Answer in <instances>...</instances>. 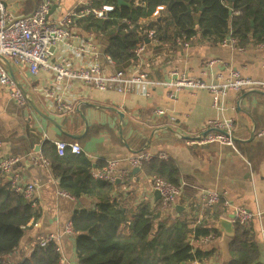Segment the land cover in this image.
<instances>
[{"label": "crops", "instance_id": "1", "mask_svg": "<svg viewBox=\"0 0 264 264\" xmlns=\"http://www.w3.org/2000/svg\"><path fill=\"white\" fill-rule=\"evenodd\" d=\"M43 1L2 0L7 9L20 16L33 13ZM49 1L58 7L50 11L48 18L58 20L85 0ZM72 29L83 39L94 41L100 59L105 62L106 42L84 30L77 20ZM70 61L73 66L83 63L73 57ZM263 65L264 41H252L247 46H240L239 42L211 44L197 36L189 48L177 42L150 43L142 60L132 61L126 69L128 72L147 71L153 78L162 80L168 79L170 71L178 68L213 82L219 73L228 76L231 70L262 78ZM11 66L12 76L24 93L26 103L19 104L0 84V159L8 155L22 158L15 171L25 182L36 184L39 218L38 226L28 229L19 246L5 259L16 264L22 262L43 238L62 232L72 223L76 211L96 208L97 198L89 194L70 195L61 187L60 177L51 166H34L30 161V154L42 152L45 155L44 150L50 154L48 143L66 140L80 143L83 151L79 156L94 167H101L110 159H120V165L127 168V159L135 153L146 151L155 155L166 152L180 170L183 190L174 205V208L180 206L181 211L177 215L172 210L164 212L161 220L174 221L175 216L190 214L194 209V227L205 221L216 228L217 218L232 215L231 209L224 204L227 200L236 206L260 210L261 216L245 226V230L249 231L250 242L259 252L257 261L264 264V137L256 135V130L264 128V90L231 91L225 99L224 110L220 111L214 107L213 94L207 89L182 90L175 99L170 98L163 87L153 88L150 96L135 92L122 94L111 89L99 91L76 82H71L69 87L59 86L50 72L32 75L24 64L11 62ZM59 96L72 104L70 112L60 114L54 110L53 104ZM158 109H164L166 114L157 115ZM45 115L60 123L67 132L82 137L74 140L63 134ZM84 117L88 120L87 128ZM219 117L234 119L237 151L217 143H188L189 139L204 135L208 131V121ZM148 179L142 169L139 172L131 170L129 179L113 185L109 196L129 213L137 212L144 205L157 209L161 207L160 198ZM4 183L10 184L8 177ZM205 190L221 192L223 200L214 206H205L202 202ZM213 234L215 240L212 242L194 240V248L212 252L203 257L202 264H228L233 257L231 246L234 242L226 254L221 246L222 233ZM76 238L77 233L61 237L60 245L68 259L67 264H80Z\"/></svg>", "mask_w": 264, "mask_h": 264}, {"label": "trees", "instance_id": "2", "mask_svg": "<svg viewBox=\"0 0 264 264\" xmlns=\"http://www.w3.org/2000/svg\"><path fill=\"white\" fill-rule=\"evenodd\" d=\"M131 6H120L118 0H108L113 10L107 18L93 15L77 18L86 31L101 37L105 53L116 66L135 60L134 50L142 32L154 29L162 45L176 43L177 38L192 41L202 36L211 44L224 42L228 35L237 38L240 46L253 41H264V0H128ZM105 0H96L101 7ZM162 7L152 19L153 12ZM199 14V18H195ZM126 20H130L131 27ZM144 20V21H143ZM142 34V35H141ZM45 156L58 177L64 191L72 196L89 194L98 199L95 209L78 210L72 218L76 238V253L80 264H192L201 263L212 252L194 249V239L219 230L202 222L194 227V209L190 214H179L174 221L161 216L160 206L152 209L141 206L137 212H127L109 196L113 185L91 178L92 163L79 155L59 156L55 145ZM146 176H160L175 184L180 183V170L171 160L154 157L142 167ZM39 218V210L10 184L0 183V264L19 246L31 227L32 219ZM219 218H217L218 220ZM236 223L238 239L232 244V260L228 264H262L259 252L250 242L245 224ZM127 231H123L124 229ZM59 252L54 242L37 244L31 254L18 264H58Z\"/></svg>", "mask_w": 264, "mask_h": 264}, {"label": "built area", "instance_id": "3", "mask_svg": "<svg viewBox=\"0 0 264 264\" xmlns=\"http://www.w3.org/2000/svg\"><path fill=\"white\" fill-rule=\"evenodd\" d=\"M96 0H85L81 6L66 13L58 20L48 18L51 10V2L45 0L41 2L35 11L28 15H16L5 7L0 0V55L7 57L11 62L26 65L32 75H37L41 71L54 74L57 84L69 87L71 82L81 83L91 86L99 91L115 90L122 94L135 92L143 96H150L153 88L163 87L166 89L170 98L175 99L182 90L194 92L198 89H207L213 94V105L220 111L224 110V102L231 91L243 90H264V65L262 66V78H254L243 75L238 70H231L228 76L219 73L217 80L208 82L202 77L194 76L178 68L170 71L168 79L153 78L147 71L128 72L127 69L118 71L115 62L110 56H105L104 61L99 57L97 44L92 40H85L76 31L72 25L77 18L93 15L97 18H107V13L113 10V7L107 3L101 7L94 5ZM162 7H158L152 15L156 18L160 14ZM126 22L133 27L130 20ZM143 34V35H142ZM137 47L134 50L135 60H142L150 43L160 45L157 34L154 29L142 32ZM177 44L184 48H189L191 41L184 38H177ZM224 44H238V39L228 38ZM60 50L59 52L57 50ZM83 60L80 66H73L70 58ZM105 63V64H104ZM109 66V69L106 68ZM0 84L6 87L11 97L19 104L26 103L24 93L17 87L16 82L11 77L4 63L0 60ZM50 96V94H48ZM57 113L65 114L73 109L70 102L59 96L53 104ZM162 116L166 114L164 109H158L155 112ZM208 131L204 135H199L188 140L190 144H221L232 147L237 151L236 138L234 135L235 122L233 118L219 117L208 121ZM256 135L264 137V128L256 130ZM59 156H64L69 151L73 154H81L83 148L77 141L57 140L54 142ZM2 143L0 142V149ZM157 157L160 160H168L169 155L166 152L151 154L142 151L129 157L127 168L120 165V159H110L101 167H94L90 170V175L95 180L108 182L112 185L125 183L131 170L135 168L142 169L144 163ZM30 161L34 166H51L50 160L42 153H33L29 155ZM20 156L8 155L0 159V181L3 182L6 177H10L11 189L22 195L36 208L35 183H27L21 174L15 171V166L21 161ZM153 191L160 193L161 208L164 212H170L182 193L183 185L167 181L160 176H147ZM223 200V195L217 190H205L202 193V202L210 207ZM224 204L231 209L234 215V221L248 225L256 217L261 216L260 210H250L244 206L233 205L230 201ZM38 221L32 219L29 227H37ZM200 220L198 221V224ZM63 234L75 235L72 223H69L65 229L57 234H50L43 238L41 244L46 245L54 242L59 252L58 264H67V257L60 245ZM194 240L203 243L215 240V235L210 233L206 236L194 239L192 235V244ZM195 249V248H194ZM2 264H16L9 259H4ZM192 264H202L198 259H194Z\"/></svg>", "mask_w": 264, "mask_h": 264}, {"label": "water", "instance_id": "4", "mask_svg": "<svg viewBox=\"0 0 264 264\" xmlns=\"http://www.w3.org/2000/svg\"><path fill=\"white\" fill-rule=\"evenodd\" d=\"M108 0H105V4L107 3ZM118 3L120 6H131L130 2L126 1V0H118ZM58 7V4H54L51 6V12L54 11L56 8ZM195 18L198 19L199 18V14H195ZM228 38H231V34L228 35ZM100 41L102 42V40L100 39ZM146 43L150 44V40L148 38H146ZM0 60L6 65V67L10 70L11 76L13 75L12 73V66H11V62L10 60L3 56L0 55ZM132 64V61L127 62L125 65L123 66H117V70H124L126 68H128L130 65ZM12 78L14 79V81L16 82V78H14L12 76ZM40 114L41 112L38 111ZM121 117H123V113L119 112ZM45 118L49 119L51 122H53L57 128L65 135L69 136L70 138L76 140V139H80L82 136L80 134H72L67 132L66 130H64L63 126L58 123L57 121H55L53 118H50L49 116H44ZM85 123H86V128L88 127V120L86 119V117H84ZM140 168H135L134 172H139ZM8 180L10 181V177L8 178ZM157 197L160 198V193L157 191L156 192ZM178 211H181L180 206H176L175 208L172 209L173 214L177 215ZM234 215H230L227 217H221L219 218L217 224H216V229L219 230L222 233V239H221V246L224 249V252L226 254H229L230 252V245L236 241L237 239V230H236V223L234 221Z\"/></svg>", "mask_w": 264, "mask_h": 264}, {"label": "bare ground", "instance_id": "5", "mask_svg": "<svg viewBox=\"0 0 264 264\" xmlns=\"http://www.w3.org/2000/svg\"><path fill=\"white\" fill-rule=\"evenodd\" d=\"M5 65V64H4ZM6 66V65H5ZM7 68V67H6ZM7 70H8V68H7Z\"/></svg>", "mask_w": 264, "mask_h": 264}]
</instances>
